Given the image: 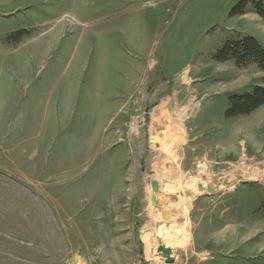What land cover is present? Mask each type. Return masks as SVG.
I'll return each mask as SVG.
<instances>
[{
  "label": "rangeland",
  "instance_id": "obj_1",
  "mask_svg": "<svg viewBox=\"0 0 264 264\" xmlns=\"http://www.w3.org/2000/svg\"><path fill=\"white\" fill-rule=\"evenodd\" d=\"M241 1L0 0V264H166L158 235L172 264H264V106L225 117L264 73L213 59L264 48Z\"/></svg>",
  "mask_w": 264,
  "mask_h": 264
},
{
  "label": "trees",
  "instance_id": "obj_2",
  "mask_svg": "<svg viewBox=\"0 0 264 264\" xmlns=\"http://www.w3.org/2000/svg\"><path fill=\"white\" fill-rule=\"evenodd\" d=\"M250 4L254 13L264 21V0H242L231 10L230 16L244 14L246 6ZM23 34V33H22ZM22 34H16L15 40H20ZM214 61H233L237 66L256 65L264 73V48L250 36L226 41L214 54ZM229 107L225 111V117L247 115L264 106V87H255L251 92L242 95H231L228 98Z\"/></svg>",
  "mask_w": 264,
  "mask_h": 264
},
{
  "label": "crops",
  "instance_id": "obj_3",
  "mask_svg": "<svg viewBox=\"0 0 264 264\" xmlns=\"http://www.w3.org/2000/svg\"><path fill=\"white\" fill-rule=\"evenodd\" d=\"M157 106V104H154L153 105V107H149V109H145L144 111H143V115H144V117H145V120H143V121H141L140 122V124L139 125H142V126H145V128H146V134H147V136H149V137H147V138H145V140L147 141V143H149L150 142V140H149V138L151 137V135L153 136V135H157L158 136V138H160V139H162V137H166L167 139H170L169 140V142L170 141H172L173 139L171 138V129L172 128H168L169 126H172V127H174L175 126V124H173L170 120H172L173 121V119L172 118H169V119H165V117L167 116V118L169 117V115H171V113L173 112V109H174V107H173V104H169V103H167V102H165V105L164 106H161V108L160 109H158V107L157 108H155ZM163 112V115H165V117H163L164 119L162 120L163 122H162V124L160 123V120L157 118V116H159L158 114H160V112ZM154 112L156 113L157 112V116L156 115H153L154 114ZM156 117V120L155 119H153V121H151V118H154V117ZM148 117V118H147ZM160 117H161V114H160ZM158 120V121H157ZM168 120V121H167ZM151 131V132H150ZM167 139H164L163 141L162 140H159L160 142H159V145L161 146V148H162V146L164 145V143H166L167 142ZM175 141V140H174ZM176 142V141H175ZM154 143H157V141H155ZM163 144V145H162ZM158 145V146H159ZM157 146V145H156ZM159 149V150H162V149ZM192 150H194V148L192 149ZM163 151H165V150H163ZM192 151H190V153H191ZM210 152V151H209ZM166 154H168V152H166ZM210 156H211V152L210 153H208ZM184 158H185V156H183ZM178 170H179V168H178ZM155 173V175H156V172H154ZM200 173H205V171L203 170V172H200ZM160 174H161V172H160ZM180 177H182V176H180V175H178L177 176V178L180 180V181H182V187H181V190H183V191H189V189H187V186H185V184L186 185H190V183H192L193 181H195V180H198V179H192V178H190V179H187V180H185V179H180ZM185 183V184H184ZM194 185H200L201 186V184H197V183H194ZM177 186H179V185H177ZM198 187V186H197ZM202 188H203V186H201ZM204 189H205V191H208V192H211L212 190H211V187L210 186H208V187H204ZM209 189V190H208ZM169 190L167 189L166 190V192H168ZM189 193H190V191H189ZM191 194V193H190ZM192 197V196H191ZM183 198V197H182ZM183 200H185L184 198H183ZM185 202H187L186 200H185ZM187 205V203H185V206ZM169 214V213H168Z\"/></svg>",
  "mask_w": 264,
  "mask_h": 264
},
{
  "label": "water",
  "instance_id": "obj_4",
  "mask_svg": "<svg viewBox=\"0 0 264 264\" xmlns=\"http://www.w3.org/2000/svg\"><path fill=\"white\" fill-rule=\"evenodd\" d=\"M150 188H151V192L153 194H156L158 193L159 191V185L156 181H151L150 182ZM198 190L200 192L203 191L202 187L200 185H198ZM209 190V189H208ZM150 203L153 207L155 208H158V205H157V199L154 197V196H151L150 198ZM162 216L164 218H167L169 216V214H165L164 212L162 213ZM156 252L158 254H161L162 258L164 259V262L166 264H172L173 263V258L171 257V254H172V250L169 248V247H165L161 244H159V246L157 247L156 249Z\"/></svg>",
  "mask_w": 264,
  "mask_h": 264
},
{
  "label": "bare ground",
  "instance_id": "obj_5",
  "mask_svg": "<svg viewBox=\"0 0 264 264\" xmlns=\"http://www.w3.org/2000/svg\"><path fill=\"white\" fill-rule=\"evenodd\" d=\"M183 81H184V79H183ZM181 110H182V113L184 114L185 111H186V108L183 107ZM157 121H158V120H157ZM162 145H163V144H162ZM156 182H157V181H156ZM165 214H168V213H165ZM163 231H164V229H163ZM160 232L163 233L162 231H159V233H160ZM163 234H164V233H163ZM157 238H158V241L160 242L159 244H161V245L167 247L166 244H165L166 241L161 243L162 237H161L160 235H158ZM158 246H159V245H158Z\"/></svg>",
  "mask_w": 264,
  "mask_h": 264
}]
</instances>
